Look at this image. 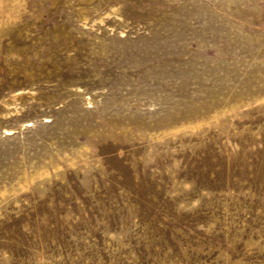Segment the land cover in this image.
I'll list each match as a JSON object with an SVG mask.
<instances>
[{
  "label": "rangeland",
  "instance_id": "374dc122",
  "mask_svg": "<svg viewBox=\"0 0 264 264\" xmlns=\"http://www.w3.org/2000/svg\"><path fill=\"white\" fill-rule=\"evenodd\" d=\"M0 264H264V0H0Z\"/></svg>",
  "mask_w": 264,
  "mask_h": 264
}]
</instances>
